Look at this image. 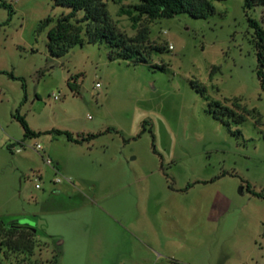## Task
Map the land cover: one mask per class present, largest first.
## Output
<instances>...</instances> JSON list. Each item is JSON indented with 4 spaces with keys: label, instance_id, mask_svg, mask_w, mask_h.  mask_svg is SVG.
<instances>
[{
    "label": "rangeland",
    "instance_id": "1",
    "mask_svg": "<svg viewBox=\"0 0 264 264\" xmlns=\"http://www.w3.org/2000/svg\"><path fill=\"white\" fill-rule=\"evenodd\" d=\"M105 2L121 36L148 27L147 63L111 59L105 43L53 57L47 31L69 8L0 0V222L36 229L35 264H264V90L248 23L264 29V8L214 0L205 18L133 25L137 0ZM211 101L243 121L225 124ZM16 114L39 134L24 137Z\"/></svg>",
    "mask_w": 264,
    "mask_h": 264
},
{
    "label": "trees",
    "instance_id": "2",
    "mask_svg": "<svg viewBox=\"0 0 264 264\" xmlns=\"http://www.w3.org/2000/svg\"><path fill=\"white\" fill-rule=\"evenodd\" d=\"M55 5L65 6L69 8L68 12L62 13L56 23L47 31V48L49 54L53 57L64 55L70 48L75 45L87 43H105L109 49L111 59L121 58L129 59L133 64L147 63L148 55L140 47V45L148 40L149 29L142 26L138 30L134 38H125L115 32L105 0H52ZM113 3H121L122 0H112ZM214 0H137L133 5L132 11H127L133 25L137 24L141 17H146L150 22L161 17H172L181 13H187L194 18H205L214 12L212 4ZM222 1V0H216ZM5 5V4H3ZM252 6H261L264 8V0H244V9ZM52 22L51 17H46L40 22L38 31L43 30ZM249 26L254 29L256 42V55L258 67L256 70L260 81V87L264 90V29L260 24L248 17ZM150 49L160 52L165 49V45H150ZM151 67L164 69L162 64H149ZM72 91L76 90L74 83H68ZM25 89V83L22 84ZM198 91L204 95L205 89L196 84ZM210 112L213 116L221 118V120L229 125L227 118H233L237 123L243 121L242 114H237L233 108L221 105L218 101L209 103ZM232 106L237 108L239 104L233 102ZM21 124L24 131V137H33L39 132L32 131L26 120L16 114L14 115ZM50 132L56 134H64L67 140L80 142L90 139L96 135L91 134L86 138H74L71 133L61 130H52ZM240 135L239 129L234 132ZM13 146V144L9 145ZM260 195V194H256ZM37 234L36 229L28 225H21L16 221L0 222V264H3V258H8L10 254L14 255L13 264H33L30 257L35 247L33 237ZM53 262L56 264L57 254L53 256ZM35 264V263H34Z\"/></svg>",
    "mask_w": 264,
    "mask_h": 264
},
{
    "label": "built area",
    "instance_id": "3",
    "mask_svg": "<svg viewBox=\"0 0 264 264\" xmlns=\"http://www.w3.org/2000/svg\"><path fill=\"white\" fill-rule=\"evenodd\" d=\"M168 47L171 49V48H172V45L169 44ZM96 86H99V84L96 83ZM54 98H57V96L54 95ZM21 144H22V142L19 143L20 146H21ZM35 149L40 150V149H41L40 145H39V144H36V145H35ZM19 151H20V148H17V149H16V152H19ZM46 163H47V164H50V161H49V160H46ZM58 181H59V178H57V179L55 180V182H58ZM36 188H40V185H39V184H36Z\"/></svg>",
    "mask_w": 264,
    "mask_h": 264
}]
</instances>
